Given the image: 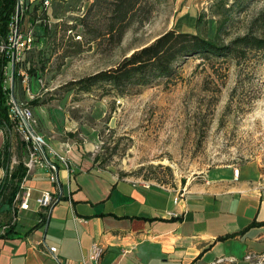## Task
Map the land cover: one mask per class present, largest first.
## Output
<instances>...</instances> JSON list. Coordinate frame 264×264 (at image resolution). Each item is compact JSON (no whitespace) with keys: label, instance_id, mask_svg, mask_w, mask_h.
<instances>
[{"label":"rangeland","instance_id":"1","mask_svg":"<svg viewBox=\"0 0 264 264\" xmlns=\"http://www.w3.org/2000/svg\"><path fill=\"white\" fill-rule=\"evenodd\" d=\"M55 1L48 10L47 33L41 28L37 36L39 49L25 59L36 69L31 76L42 83L36 90L32 82L35 100L43 102L38 113L30 104L34 99L29 101L42 136L46 129L58 141L74 143L101 171L170 190L201 184L213 169L248 163L256 164L264 179V52L214 64L191 58L172 82L155 83L124 98L61 88L114 67L171 29L213 39L216 18L209 7L214 0H154L152 19L130 28L117 46L84 34L80 20L90 1ZM263 12L264 0L254 1L222 43L246 34L264 39ZM17 87L16 80V92ZM21 142L13 131L12 168L27 159ZM12 215L11 210L9 229L16 232ZM7 223L0 215V233Z\"/></svg>","mask_w":264,"mask_h":264},{"label":"crops","instance_id":"2","mask_svg":"<svg viewBox=\"0 0 264 264\" xmlns=\"http://www.w3.org/2000/svg\"><path fill=\"white\" fill-rule=\"evenodd\" d=\"M42 133L58 154L69 148L68 166L59 165L55 180L46 167L26 170L22 188L32 198L48 191L58 202L48 212L33 202L29 210L17 208L16 234L0 239V264H81L95 242L104 248L100 264H264V226L239 234L264 223L256 164L213 169L201 184L170 190L101 171L74 143ZM5 138L0 133V153ZM4 175L0 165V180Z\"/></svg>","mask_w":264,"mask_h":264},{"label":"trees","instance_id":"3","mask_svg":"<svg viewBox=\"0 0 264 264\" xmlns=\"http://www.w3.org/2000/svg\"><path fill=\"white\" fill-rule=\"evenodd\" d=\"M90 4L81 18V27L84 34L98 43H109L117 46L121 43L126 32L134 25L143 26L148 23L156 11L154 0H88ZM256 0H214L209 9L216 18V30L213 39L204 35L177 32L168 30L157 37L152 43L133 51L123 58L114 67L98 71L94 74L79 78L63 85L64 92L89 94L99 90L104 96L124 98L135 91L151 87L159 82H172L177 78L180 69L191 58H199L209 64L216 62H234L244 60L248 53L253 51L264 52V39L246 34L224 45L222 40L238 23V16L245 13ZM35 6L32 12V21L36 19ZM15 14L14 0H0V40L4 41L8 34L9 24ZM45 14L42 12V18ZM259 21L264 23V12ZM43 33H47V25L42 26ZM0 63V80L2 66ZM30 75H35L36 69H28ZM43 103V102H42ZM41 103V104H42ZM32 106L41 105L38 100L30 103ZM0 126L5 133V142L0 153V165L5 175L0 180V215L8 223L0 239L16 234L9 229V215L15 217L17 206L13 207L15 197L20 193V186L26 176L24 162L19 159L15 167H11L13 149L11 144V124L7 116L5 95L0 85ZM25 144L21 142V148ZM44 219V217L42 218ZM256 226H264L252 222L239 234ZM33 226L30 231L35 229ZM238 234L225 236L219 240L234 238Z\"/></svg>","mask_w":264,"mask_h":264},{"label":"built area","instance_id":"4","mask_svg":"<svg viewBox=\"0 0 264 264\" xmlns=\"http://www.w3.org/2000/svg\"><path fill=\"white\" fill-rule=\"evenodd\" d=\"M14 2L15 14L9 24L8 34L4 41L0 40V63L4 62L1 69V91L5 95L7 116L12 131H15L21 137L27 148V159L24 162L26 170L30 171L35 166L46 167L52 173L50 179L55 180L53 174L59 165L66 168L68 166L65 155L69 152V148H66L65 155L58 154L48 146L45 137L37 131V120L29 106V101L38 97L37 93L32 90V82H36V90H38L37 87L42 88V83L40 78H34L28 73L29 67L25 64V59L28 54L39 49V38L37 36L40 35V29L43 25L48 26V10L57 1L14 0ZM35 2H38L39 8L33 22L32 12ZM42 12L45 14L44 18H42ZM16 80L18 84L17 92ZM3 132L0 126V133ZM233 175L238 176L237 169L233 170ZM16 200H20L18 209L22 211L29 210L30 203L33 202L35 206L48 212L58 202V198H54L48 191L41 192L35 198H32L31 190L22 188V184ZM48 252L54 261L59 263L58 258L55 256L56 248H49ZM103 253V246L95 242L91 245L87 258H84L81 264H100ZM249 259L250 257L247 256L246 260Z\"/></svg>","mask_w":264,"mask_h":264}]
</instances>
